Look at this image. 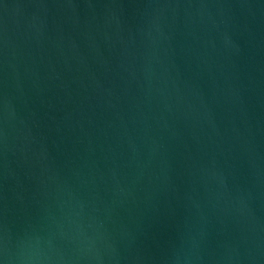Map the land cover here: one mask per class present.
Wrapping results in <instances>:
<instances>
[{
    "label": "water",
    "instance_id": "95a60500",
    "mask_svg": "<svg viewBox=\"0 0 264 264\" xmlns=\"http://www.w3.org/2000/svg\"><path fill=\"white\" fill-rule=\"evenodd\" d=\"M0 264H264V0H0Z\"/></svg>",
    "mask_w": 264,
    "mask_h": 264
}]
</instances>
